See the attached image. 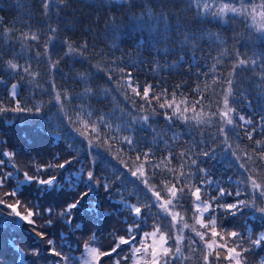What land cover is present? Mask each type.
<instances>
[{"label": "snow or ice", "instance_id": "snow-or-ice-1", "mask_svg": "<svg viewBox=\"0 0 264 264\" xmlns=\"http://www.w3.org/2000/svg\"><path fill=\"white\" fill-rule=\"evenodd\" d=\"M72 2L38 0L39 25L32 23L33 16L7 24L0 16V116L43 120L51 113L46 122L51 131L44 134L51 136L50 143L65 142L63 152L28 153L21 178L15 161L23 152L0 133V233L18 224L31 226L17 229L29 233L30 246L14 239L8 243L15 264H101L105 257L104 264H249L247 254L264 249V51L245 44L247 51L208 53L201 65L195 53L203 37L195 25L239 23L264 39V0H184L194 26H177L175 32L181 51L188 53L194 44L189 67V79L197 80L194 96L186 82L168 88L158 62L149 69L153 80L144 82L136 75L144 70L142 60L129 63L100 52L103 63L91 64L87 41L76 44L60 36L71 30L61 26L68 23L66 9ZM100 6H106L104 0ZM137 6L134 0H111L117 10ZM152 19L150 14L147 20L131 17L135 26L155 30ZM155 19L157 24L164 20L157 42L169 39L167 18ZM113 47L119 50L115 41ZM33 62L45 65L50 78L38 79ZM62 62L70 72L77 63L91 68L69 76L61 71ZM225 64H230L226 73ZM101 72L107 77L103 88L94 86ZM56 74L83 90L58 85ZM105 101L112 102L108 111L92 107ZM241 104L248 114L239 110ZM217 157L234 170L227 180L210 171L207 161ZM101 199L110 202V210H101ZM113 213L120 229L109 231L113 244L102 250L100 225ZM58 223L72 236L94 225L81 256L65 252L64 245L71 250L70 237L41 231ZM36 237L42 243H35Z\"/></svg>", "mask_w": 264, "mask_h": 264}, {"label": "trees", "instance_id": "trees-1", "mask_svg": "<svg viewBox=\"0 0 264 264\" xmlns=\"http://www.w3.org/2000/svg\"><path fill=\"white\" fill-rule=\"evenodd\" d=\"M137 7H125L121 10L111 7V0H104L105 7L100 6V0H73L72 4L66 9L67 12V25H62L61 27L70 28L68 31H61L60 36H67L71 41H74L76 44H79L83 41H87L90 45L89 48V59L91 64L103 63L104 58L98 55V53L103 52L108 54L112 52L114 56L118 59H124L128 62L133 61H144L143 71L136 73L139 80L144 82L145 80L152 81L153 73L149 71L155 64L158 62L161 66H166L163 68L165 72L164 79L167 81V87L172 88L175 84L186 82L187 91L190 95L194 96L192 93V88L195 87L197 80L193 76L189 79V67L191 60L189 58H183L180 64H183L181 67L177 62L179 58L176 56H169L165 53H158V58L153 53L152 48L149 46V42L146 39L144 41L143 36H139L137 33H130L127 30L121 31V36L119 39L116 38V35L112 32V28L116 29V26H123L126 23L128 15L138 14L141 9L149 8L154 12L161 11L167 18V22L172 32H175L176 27L190 29L194 26V16L185 6L184 0H134ZM88 5H91L89 7ZM145 6V7H140ZM39 7L38 0H0V16L4 18V23L16 22L21 18L33 16L32 23L34 25H39L41 17L35 15ZM111 25V28L109 27ZM197 31L204 30L208 28L212 31H217L220 33L225 41V53L231 54L235 49H240L241 51H247L243 46L248 45L249 48L253 50H263L264 51V39H257V33L253 29L247 27H242L239 23H230V24H220L216 21L210 22H201L198 25H195ZM113 41L115 45L118 46L119 50L113 47ZM43 40L41 41V44ZM94 46V47H92ZM40 51H43L41 46ZM153 53V54H152ZM62 54V53H61ZM110 58V57H109ZM67 59V58H66ZM175 63V68H169V65ZM91 64L85 63L83 67L81 64L77 63L73 66L72 71H69V64L62 62L60 69L63 73H67L69 76L74 73L82 72L85 69L91 68ZM35 67H34V66ZM33 70L40 73L38 79L44 80L48 79L46 66L43 64H37L33 62ZM139 67V64H138ZM224 72L226 73L230 69V64L223 65ZM95 71V69H91ZM195 66L191 67V72H195ZM100 79L94 81V86L103 88L107 77L101 72ZM251 76V73L247 74ZM58 85L67 87L69 89H75L77 93L81 90V86L74 82H65L61 79L60 74H56L54 77ZM203 79V78H201ZM50 87V86H49ZM30 95V93H26ZM47 101L48 97L45 95L43 97ZM106 103H95L93 102L92 107L96 110L100 108H105ZM242 113L248 114L249 111L241 106L239 109ZM47 111V109H44ZM54 111V110H53ZM52 114L43 117H32V116H17L12 113H7L3 116H0V133H3L8 137V143L10 147H15L17 151L22 150L23 154L16 158V163L21 168V177L23 171L26 170V165H28V160L31 158L28 156V153H31L32 156H35L38 152L43 149V152L46 154H52L56 152H63L65 149V142H52L50 143L51 136L45 135L44 133L50 132V128L46 123L49 119V116ZM54 121V120H53ZM55 122V121H54ZM43 125V127H42ZM184 144V141L180 142ZM249 141L244 139V144H248ZM159 153H157L158 155ZM160 155V154H159ZM43 159L47 160V155H44ZM177 163L176 161H174ZM207 164L210 166V171L215 173L214 178H223L227 180L228 176L233 175L234 170L226 167L227 161L224 162L223 158L220 157L219 161L210 160L207 161ZM88 167V163H85ZM32 169L31 171H34ZM45 178H47L45 176ZM134 179V178H133ZM10 188V186L8 185ZM35 188V185L32 186ZM143 187V185H141ZM116 195V194H113ZM101 197H103V190L101 189ZM9 201L12 200L11 197H7ZM60 199H65L62 195ZM101 210H110V202L106 199H101ZM8 211V209H5ZM122 219V217H121ZM191 222V221H190ZM151 222H149V225ZM30 225L23 224L21 226L16 225V227L10 228L9 230L0 233V256L4 259V264H15V254L8 247V243L13 239L19 245L24 243L26 246L29 244V233L20 231L18 228H30ZM120 229V220L116 218V214L103 221L100 225L101 232L99 235V242L102 250H108L113 244V239L109 237L108 233L113 228ZM254 228L256 231H259L261 226L255 224ZM94 225L88 223L87 226L83 229L82 232H77L76 236L73 237L69 235L72 240L71 251L74 253V248L79 245V249L84 244V241L88 239L87 233L89 230H93ZM41 231L53 233L55 237H60L61 234L64 236L70 234L66 226H61L59 223L54 228H44ZM187 232V230H185ZM34 236V233H33ZM35 243H40L39 238H35ZM61 241L57 239V244H60ZM46 247V245H44ZM127 247V246H124ZM69 251V249H66ZM75 254V253H74ZM249 255V264H259L260 258L264 257V249H260L257 253L247 254ZM31 260V256L28 257ZM107 258L101 259V264H104V261ZM224 263V262H223Z\"/></svg>", "mask_w": 264, "mask_h": 264}, {"label": "rangeland", "instance_id": "rangeland-1", "mask_svg": "<svg viewBox=\"0 0 264 264\" xmlns=\"http://www.w3.org/2000/svg\"><path fill=\"white\" fill-rule=\"evenodd\" d=\"M108 1H110V0H108ZM149 14L153 16L151 24L153 26H155V30H150L148 26H145L144 28H140V27L135 26L136 25V21L131 20V17L134 14H131V15H128L125 25H123V26H118L117 25L116 26V29H115V32H114V34L116 35V38L117 39L120 38V36H121L120 32L121 31L127 30L130 33H132V34L137 33L138 38H139L140 35L143 36L145 39H144V41L142 40L141 43L145 42L146 39L148 40L149 46L152 48L153 53H154V55L156 57V60L158 58L157 49H159V53L160 54L165 53L166 50H167L168 52L166 54H169V56H176L177 58H179V62L180 63H181V57L185 58L184 56H186V58H189L191 60V57H192L191 48L194 46V44L190 43L189 52L188 53H185V52L181 51L180 50V42H179V40H176V36L179 35V33L172 32L171 29H170L169 32L166 34L169 39L161 38L160 41L157 42V40H156L157 33L162 32L163 29H164V20L161 19V22L159 24H157L156 19H155V17L160 16L161 14H163L161 11L154 12V11L150 10L149 8H144V9H141L140 12H138V14H136L135 16L143 17L145 20H147ZM163 18H166L164 14H163ZM183 29H186V28H181V30H183ZM187 29H190V28L187 27ZM197 32H198L199 35H202V37H203V39L199 40V45H202V47L200 48L199 51H197L195 53V55L199 58L198 62L201 65L204 64L206 55L208 53H211V55L216 56L220 52H225V41H224V39H223V37H222V35L220 33H218L217 31L209 30L208 28H206L204 30H201V31H197ZM182 39H183V36H180V40H182ZM171 41H176V42L172 43ZM255 51L260 52V51H263V50H258L257 49ZM208 63L210 65L211 61H208ZM171 65H175V63H172ZM165 66H166V64L164 66H162V67L164 68ZM82 90L83 89L81 88V90L79 92H81ZM121 99H122V97H121ZM104 103H106L105 104V108L104 107L100 108L97 111H108V110H110V104L112 102L111 101H105ZM241 106H244V105L241 104ZM247 110L250 111L249 109H247ZM55 126H56L55 122L52 121V127H55ZM246 141H248V140L246 139ZM158 156H159V154H158ZM109 159H111V157H109ZM219 159H220V157H217V159H215V160L219 161ZM224 162H226V161H224ZM113 163H116V162L113 161ZM75 166L78 168L80 165L77 164ZM108 173L109 174L111 173V169H108ZM21 178H23V174H22ZM9 186H10V188L12 187L11 184ZM113 194H116V193L114 192ZM18 225L21 226L23 224H18ZM61 235L64 236V234H61ZM69 235L70 234L66 235L65 237H68ZM75 236H73V237H75ZM40 243H42V242H40ZM83 245L81 246L80 249L78 247L74 248V253L75 254L71 250L70 251L66 250V249H68L67 245H64V250H65V252H68V254L71 255V256L79 257V256H81L82 253H84ZM31 259H33V258L31 257ZM223 264H227V262L225 261Z\"/></svg>", "mask_w": 264, "mask_h": 264}]
</instances>
